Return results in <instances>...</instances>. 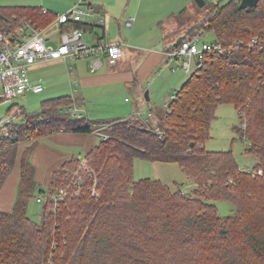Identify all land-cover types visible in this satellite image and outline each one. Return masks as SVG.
Masks as SVG:
<instances>
[{"label":"trees","instance_id":"1","mask_svg":"<svg viewBox=\"0 0 264 264\" xmlns=\"http://www.w3.org/2000/svg\"><path fill=\"white\" fill-rule=\"evenodd\" d=\"M55 17L38 5L0 4V31L14 34L26 21L43 29ZM73 26L93 31L96 25L71 21L66 28ZM195 27L213 31V41L227 51L207 54L156 125L74 116L72 96L63 95L43 100L34 114L20 109L21 119L3 126L0 192L18 162L20 177L13 209L0 210V264H264V0L247 8L239 0L214 3ZM222 103L238 111L241 125L234 129L256 157L251 171L241 168L231 149L205 147ZM105 127L107 137L83 158L72 156L41 187L32 163L41 138ZM136 159L179 164L193 189L137 180ZM81 161L86 168L80 169ZM259 169L262 174L253 173ZM78 170L80 193L72 187L55 201ZM37 190L46 195L41 222L28 215ZM218 200L230 201L235 214L221 216Z\"/></svg>","mask_w":264,"mask_h":264},{"label":"rangeland","instance_id":"2","mask_svg":"<svg viewBox=\"0 0 264 264\" xmlns=\"http://www.w3.org/2000/svg\"><path fill=\"white\" fill-rule=\"evenodd\" d=\"M87 1L89 0H84L85 5ZM91 1L93 3H99L101 0ZM205 1L206 4L200 6L195 0H106L115 18V24L113 29L108 30L106 38L100 41L110 42L111 36L113 34H118L124 44V49H140L142 47L163 48L173 42V40L182 37H191L193 32L197 30L195 26L201 24L203 20L206 19L213 4L218 2L224 3L226 0ZM76 3L77 0H0V4L3 6L38 5L42 6L43 9L59 14L70 11ZM99 16L100 15H97V17ZM128 18H134V26H125L124 22ZM90 21L93 22V17H91ZM57 27V24H53L50 28L46 29L45 32L43 31L44 35L53 32V36L57 37L58 33L54 34ZM198 31L202 30H197L196 34ZM96 32L102 35L101 27L96 26L94 31L88 30L85 32V40L89 44L97 43L98 39ZM171 34L172 37L169 39L168 37H170ZM164 37H167V39ZM214 38L215 33L213 31L204 30L200 35L199 43L203 41H212ZM104 60L106 61L105 58ZM70 63H72V61H70ZM181 63V60H174L171 66H167L164 62L159 67L164 68L160 76L153 74L150 78L145 80L143 87H145L146 91H149L150 100L145 101L142 106L133 105L135 100H143L144 94L140 95L138 98L135 90H130L122 84L116 83L113 85L117 90L113 93L114 104L116 105L114 106L115 110L102 114L105 113V109L92 106L97 110L92 113H88L87 111L88 117L90 119L104 117H108L107 119H115L111 117L116 116L133 118L136 117L139 112V118L145 121L144 123L155 125V120L167 109V103L171 100L172 94L180 90L191 74L184 71L181 67ZM62 67L65 68L64 65H62ZM172 67L176 68L174 72L171 71ZM67 71L66 68L64 70L62 69L61 72L56 74L53 78H45L43 75L39 74V72L30 73L31 77L35 81L41 82L45 89L40 93H28L26 95L0 100V119L11 117L14 112L20 109L30 114L40 112L44 99L67 93V89H74L75 86L70 84L72 80H70V78L69 81L67 80ZM72 79L74 80V78ZM79 88L80 84L77 89ZM1 93L2 87L0 82V94ZM126 97L129 101H126ZM84 110H86L85 107ZM151 111L155 119L154 123H152L153 117L148 116ZM19 119L21 118H17V120ZM240 125L241 121L235 105L232 103L220 104L216 110V118L211 125V138L206 141L205 147L207 150L211 151L231 149L241 168L252 169L256 162V157L246 151V147L249 144L248 140L241 138L234 129V127ZM106 133V127L102 129L101 132H96L95 137L97 138V142H100ZM77 148L78 147H74V149ZM79 151L82 152L81 157L83 158L86 153L83 147H81ZM134 177L137 180L143 178L159 179L168 184L172 189L183 188L186 191H191L194 187L193 179L190 178L177 163L136 159ZM43 185L44 184H42L41 187L46 189ZM40 194V191L37 190L34 196L28 201V215L36 222H41L42 219L44 202H39L37 200ZM216 204L219 214L223 217L235 214L236 212L235 206L228 200H218Z\"/></svg>","mask_w":264,"mask_h":264},{"label":"crops","instance_id":"3","mask_svg":"<svg viewBox=\"0 0 264 264\" xmlns=\"http://www.w3.org/2000/svg\"><path fill=\"white\" fill-rule=\"evenodd\" d=\"M100 2L93 3L91 0H89L85 5L89 7L93 13L91 16L93 17V22L90 21V18L88 23L99 26L102 29V35H99V33L96 32V36L98 39L97 43L102 42L100 40L106 38L108 30L113 29L115 24V18L113 17L112 12L109 9V3H107L106 0H101ZM56 14L58 15L59 13ZM97 15L100 16L97 17ZM126 20L124 22L126 27L134 26V24L132 26H128L126 24ZM53 24L58 25V27L54 31V34L58 33L57 37L53 36V32L50 34L46 32L47 34L45 36L49 44L57 46L60 43V33L63 27L57 21V17H55V19L50 24L44 27L43 31L45 32L46 29L50 28V26H52ZM95 27L93 31L95 30ZM171 37L172 36L168 38L170 39ZM164 38L167 39V37ZM112 41H121L120 36L118 34H113L110 39V42ZM175 42L176 40H173V42L169 43V45H166L163 48L142 47L140 49H124V44L122 42L124 56L116 64H109L104 60L103 64L94 71L91 69V62L93 57H84L73 60L72 63L64 62L61 60L40 62L35 64L30 69V73L39 72V74L43 75L45 78H53L56 74H59L62 69L64 70L66 68L68 70L66 72V75H68L67 80L69 81L70 78V80H72L70 84L75 86V88L67 89V93L58 96H72L74 100L73 107H77L81 115H84L88 119H90L88 117V113H92L97 110L92 106H98L99 109H105V113L102 114L111 112V110L113 112V110H115L114 106L116 105L114 104L115 101L113 99V93L117 90L113 85L116 83H120L130 90H135L138 98L140 97V95L144 94L143 100H135L133 106H142L145 101L150 100L145 97L146 90L145 87H143L144 82L153 74L156 76H160L162 74L164 68H159L162 63L165 62L167 66L172 65V62L174 61L170 60L167 52L174 46ZM62 65H64L65 68H63ZM175 70V67L171 68L172 72H174ZM71 76L72 78H74V80L71 78ZM79 84L80 88L77 89ZM126 101H129L127 97ZM84 107L86 110H84ZM148 116L153 117L152 123H154L155 119L152 111ZM107 118L108 117L95 119L91 118L90 120H102ZM111 118L136 120L135 117L125 118L116 116ZM138 120L143 123L145 122L142 119ZM157 121L158 118L155 120V125L157 124ZM97 132H101V130ZM95 133L84 134L60 131L41 138L39 147L32 155V163L35 168V177L39 184H44L43 186L47 187L51 180L52 174L56 170L61 168L67 160H69L72 156L81 157L82 152L79 151L81 147H83L84 152H87L93 145L99 143L97 142ZM74 147L78 148L74 149ZM20 152H22V149ZM19 177L20 162L17 163V166L12 171L11 175L7 179L0 192V210L11 211L13 209L18 190Z\"/></svg>","mask_w":264,"mask_h":264},{"label":"built area","instance_id":"4","mask_svg":"<svg viewBox=\"0 0 264 264\" xmlns=\"http://www.w3.org/2000/svg\"><path fill=\"white\" fill-rule=\"evenodd\" d=\"M92 11L85 6L83 0H77L76 5L68 12L57 15V21L62 25L60 33V43L57 46L47 42L43 29L30 22H24L14 34H7L0 31V82L2 93L0 100L4 98H14L28 93H40L45 87L41 82L35 81L30 75V69L37 63L61 60L70 62L78 58L93 57L91 69H98L104 61L109 64H116L123 56L124 50L121 41L99 42L89 44L85 40V30L80 27L66 28L71 21L87 22L92 16ZM128 26L134 24L133 18L126 20ZM203 31H198L192 37L186 38L180 45L173 47L167 52L170 60H181V67L186 73L202 68L206 62L208 53L224 54L227 49L216 41H203L199 43L200 35ZM258 41L253 39L252 47ZM177 91L172 94L174 99ZM74 116H81L77 107L69 108ZM20 110L14 112L11 117L0 119V131L7 134L3 128L8 123L19 118ZM138 112L135 119L139 118ZM107 137V135H104ZM86 163L81 161L80 169L86 168ZM246 171L252 169L242 168ZM254 174H262L263 170L253 171ZM82 175L79 170L74 172L68 186L63 187L53 196L55 201L65 198L70 188H75L76 193H80ZM94 194V191H93ZM46 195L41 193L37 200L43 202Z\"/></svg>","mask_w":264,"mask_h":264},{"label":"water","instance_id":"5","mask_svg":"<svg viewBox=\"0 0 264 264\" xmlns=\"http://www.w3.org/2000/svg\"><path fill=\"white\" fill-rule=\"evenodd\" d=\"M195 1L200 6H203V5L206 4V1L205 0H195ZM239 1H240V7L241 8L253 7V6H256L258 4V2H259V0H239ZM145 97L147 99H149V91L148 90L145 92Z\"/></svg>","mask_w":264,"mask_h":264}]
</instances>
